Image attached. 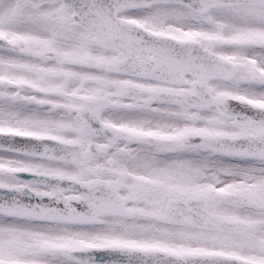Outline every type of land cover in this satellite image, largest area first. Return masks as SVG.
Masks as SVG:
<instances>
[{
  "label": "snow or ice",
  "instance_id": "snow-or-ice-1",
  "mask_svg": "<svg viewBox=\"0 0 264 264\" xmlns=\"http://www.w3.org/2000/svg\"><path fill=\"white\" fill-rule=\"evenodd\" d=\"M0 264H264V0H0Z\"/></svg>",
  "mask_w": 264,
  "mask_h": 264
}]
</instances>
